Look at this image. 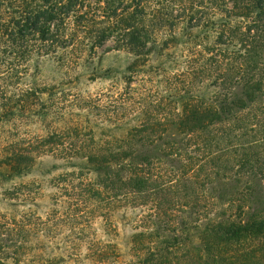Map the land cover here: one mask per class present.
I'll use <instances>...</instances> for the list:
<instances>
[{"label":"trees","instance_id":"obj_1","mask_svg":"<svg viewBox=\"0 0 264 264\" xmlns=\"http://www.w3.org/2000/svg\"><path fill=\"white\" fill-rule=\"evenodd\" d=\"M101 48L96 118L57 122L38 66ZM0 186V264H119L121 212L137 264H264V0H0Z\"/></svg>","mask_w":264,"mask_h":264},{"label":"rangeland","instance_id":"obj_2","mask_svg":"<svg viewBox=\"0 0 264 264\" xmlns=\"http://www.w3.org/2000/svg\"><path fill=\"white\" fill-rule=\"evenodd\" d=\"M105 49H99L98 55L96 56V62L93 65H58L53 59H44L38 66L37 77L38 80L46 84H57L58 91L56 99L49 100L48 103L54 106V117L57 122L65 123L72 122L80 116H85L88 119L94 120L96 114L84 111L82 107L83 97H93L105 91L109 87L110 80H104L103 78H95L96 70L105 69L110 65H113L116 70H119L121 65L120 59L116 56L113 57L110 54H105ZM84 117V118H85ZM74 122V121H73ZM38 131V126L33 124H27L23 128V133L26 135H31L33 132ZM50 160L49 158H47ZM45 158L43 159V161ZM55 161V160H54ZM38 167V169H37ZM48 167L35 165L34 173L37 176L38 182L33 183L34 199L35 202L39 204L40 211H45L49 204V195L53 192L54 188H51L49 182V175L45 174ZM33 174L23 177L21 179H16L15 181H29L33 178ZM56 173V172H53ZM10 186V185H8ZM2 187L0 186V210L4 209L5 204L2 202L3 197L1 195ZM139 211V209H136ZM138 214V213H137ZM136 213H123L118 214L116 218V225L118 230V235L116 236L117 243L120 247L121 256L119 259V264H137L134 262L133 254L131 251V239L134 232V222ZM141 214V213H140ZM141 216V215H140ZM63 235H59L57 238H53L52 245L55 242L61 241ZM46 242H50V238L46 239ZM57 264H69L68 262H57ZM75 264V263H73ZM78 264V263H76ZM79 264H91L90 261H84Z\"/></svg>","mask_w":264,"mask_h":264}]
</instances>
